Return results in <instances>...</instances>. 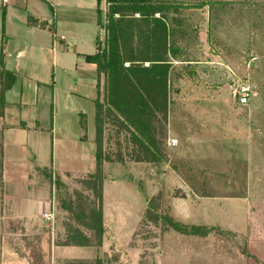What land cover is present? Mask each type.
<instances>
[{"label": "rangeland", "instance_id": "obj_1", "mask_svg": "<svg viewBox=\"0 0 264 264\" xmlns=\"http://www.w3.org/2000/svg\"><path fill=\"white\" fill-rule=\"evenodd\" d=\"M157 1L170 5L164 18L113 14L115 67L101 63L91 146L58 107L59 162L15 168L3 105L0 264H264V51L255 43L264 48V1ZM101 41L103 55L105 32ZM245 74L253 94L239 106L230 85ZM65 124L81 133L74 145L62 140ZM32 195L50 203L52 222L26 209ZM166 218L213 230L177 232ZM72 231L88 237L95 256L82 247L79 258L67 244L62 252Z\"/></svg>", "mask_w": 264, "mask_h": 264}, {"label": "crops", "instance_id": "obj_2", "mask_svg": "<svg viewBox=\"0 0 264 264\" xmlns=\"http://www.w3.org/2000/svg\"><path fill=\"white\" fill-rule=\"evenodd\" d=\"M249 1L264 0H243ZM102 7V0H0V70L11 74V78L5 75V81L0 76V84L10 80L3 95V134L9 135L5 141L13 151L11 166L45 168L59 162L53 154L60 129L56 125L58 107L77 120L73 125L86 135L85 144H93V118L103 80L101 69L85 57L98 52V40L105 32ZM258 20L263 22L264 16ZM255 43L263 52L262 42ZM61 129L62 140L72 144L81 135L70 133L68 124ZM74 157L82 165L88 160L84 154ZM30 198L26 204L29 212L53 214L42 197ZM106 213L111 212L101 210L102 215ZM66 244L76 248L72 251L79 258L82 247L89 256L96 254L90 243L81 246L69 239L61 247L63 253L68 251Z\"/></svg>", "mask_w": 264, "mask_h": 264}, {"label": "trees", "instance_id": "obj_3", "mask_svg": "<svg viewBox=\"0 0 264 264\" xmlns=\"http://www.w3.org/2000/svg\"><path fill=\"white\" fill-rule=\"evenodd\" d=\"M105 2V11L104 19L106 21V24L104 26L105 29V45L103 47V55L100 54V52H96L95 54L91 56L85 57L87 60L92 61L95 63L97 70L101 69V63L102 68L106 70L107 72H111L114 69L113 59L115 57V54L113 52V44L116 40V32H115V23L116 21L113 18V14H116L120 12L121 10H130L133 12H139L141 15H149L157 13L159 17L164 18L163 10L168 9L170 5L163 4L160 1L157 0H104ZM231 2L228 1H221V2H214L211 0H200L197 4H194L191 7L194 8H201L203 6L211 7L213 4H229ZM1 59V56H0ZM0 75L3 77V80L5 81V75L7 77L11 78V74L9 72H5V70H1ZM10 86V80H8V84H0V114H2V108L4 105V98H3V92L8 89ZM96 186H93V189L95 190ZM94 200H95V219H97V216L99 214V193H96L94 191ZM167 221L169 226L181 233L186 234H192V235H203L207 233L210 230H213L212 227H205L201 225H187V224H178L168 218L164 219ZM93 230L95 235L100 234L101 229L98 224V222L93 225ZM68 239L77 245H87L89 243L88 238L81 233H78L77 231H72L70 233V236Z\"/></svg>", "mask_w": 264, "mask_h": 264}, {"label": "built area", "instance_id": "obj_4", "mask_svg": "<svg viewBox=\"0 0 264 264\" xmlns=\"http://www.w3.org/2000/svg\"><path fill=\"white\" fill-rule=\"evenodd\" d=\"M5 1V0H3ZM62 38V37H60ZM101 45L103 44L101 39L99 40ZM101 50V49H100ZM99 50V52H100ZM254 60V57H250L248 62L245 64L246 70L249 69L250 61ZM253 94L251 87L248 82L247 74L241 79L234 78L230 85V99L231 102L236 103L239 106H245L249 103L250 96ZM174 140H168V145H174ZM41 218L44 222L50 223L53 221V214L51 212H46L41 214Z\"/></svg>", "mask_w": 264, "mask_h": 264}]
</instances>
